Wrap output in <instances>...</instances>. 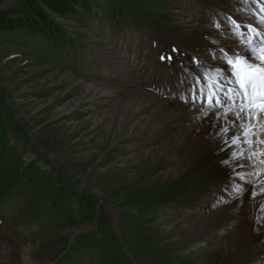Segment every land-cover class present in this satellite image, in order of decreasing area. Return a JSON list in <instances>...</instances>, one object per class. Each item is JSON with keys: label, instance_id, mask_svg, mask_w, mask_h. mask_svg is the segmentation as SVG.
Segmentation results:
<instances>
[{"label": "rangeland", "instance_id": "1", "mask_svg": "<svg viewBox=\"0 0 264 264\" xmlns=\"http://www.w3.org/2000/svg\"><path fill=\"white\" fill-rule=\"evenodd\" d=\"M25 1L0 0V14ZM177 1L47 11L63 40L0 31V264H262L264 236L216 243L219 227L199 228L212 186L197 156L167 178L174 162L154 151L163 135L129 136L122 122L120 100L139 84L110 66L154 33L188 41ZM91 84L113 93L94 97Z\"/></svg>", "mask_w": 264, "mask_h": 264}, {"label": "bare ground", "instance_id": "2", "mask_svg": "<svg viewBox=\"0 0 264 264\" xmlns=\"http://www.w3.org/2000/svg\"><path fill=\"white\" fill-rule=\"evenodd\" d=\"M177 2L178 12L175 13L182 21L188 41H173L154 33L135 49L126 50L124 47L116 60L118 62L115 58L113 66H110L115 70L112 74L120 72L139 84L134 98L120 100L123 105L118 107L124 112L122 122L129 126V136L163 135V142L154 151L155 154L170 156L174 162V168L165 174L167 178L186 168L193 157L197 156L195 159L202 162L203 170L211 175L212 186L209 202L200 204L202 212H205L199 221L203 232L219 227L218 235H223L216 243L233 237L244 244L258 242L259 237L264 236V193L261 192L264 189V113L253 111L254 119L250 123L244 124L242 129L232 128L227 121L215 119V112H223L224 109L202 105L194 107L183 102L181 97L190 94L196 75H202L199 87L206 96L217 87L220 74L208 69L219 67L227 70L228 66L214 58L213 52L219 56L220 48L229 51L259 48V41L264 40V0ZM233 21L240 26L237 27ZM246 25H253L256 31H249ZM249 42L252 44L248 45ZM173 48L177 51L173 52ZM169 54L172 55L171 62L167 60ZM161 55H165V60L161 61ZM193 57L202 62L201 66L192 63ZM87 90L94 97L113 93L110 88L97 84L88 85ZM223 127L231 131L225 135ZM234 134L241 139L247 136L248 142L238 140L232 151L222 152V138L232 143ZM242 152L250 159L244 161L246 167L236 171L247 175L250 181L247 184L238 178L235 182L233 180L232 167ZM226 157L233 158L227 166L221 163ZM240 185L245 189L243 192L238 190ZM253 187L257 192L255 198L252 196Z\"/></svg>", "mask_w": 264, "mask_h": 264}, {"label": "snow or ice", "instance_id": "3", "mask_svg": "<svg viewBox=\"0 0 264 264\" xmlns=\"http://www.w3.org/2000/svg\"><path fill=\"white\" fill-rule=\"evenodd\" d=\"M233 23L237 27L240 26L236 21H233ZM246 27L249 31H256L253 25H246ZM257 34L259 35V33ZM172 51L176 52L177 50L173 48ZM212 55L228 66L227 70L219 67L208 69V71L220 74L217 78V87L211 95L206 96L203 89L199 87L202 75H196L191 85L190 94L182 96L181 99L185 103H191L194 107L202 105L211 106L213 109H224L223 112H215L216 121H227L232 128L239 127L242 129L244 124L250 123L254 119L253 109L264 113V40L259 41V48L252 47L235 51L220 48L219 56L215 52ZM165 58V55L160 56L161 61L165 60ZM167 60L171 62V54L167 56ZM192 63L198 67L202 64L195 57H193ZM237 100H239V103H237ZM245 104L248 105L247 110L244 107ZM213 127H215V123ZM222 131L227 135L231 129L223 127ZM238 140L241 143L248 142L247 136L241 139V136L234 134L231 137L232 143H229L228 139L222 138L220 150L222 152L232 151L233 145ZM232 159V157H226L221 163L227 166ZM249 159L250 157L244 155L243 152L238 159H235L232 167L234 182L238 178L244 184L250 183L246 174L236 171L238 168L246 167L244 161ZM237 187L240 192L245 190L242 185ZM261 192L264 193V189H261ZM256 195L257 192L255 187H253V198Z\"/></svg>", "mask_w": 264, "mask_h": 264}, {"label": "trees", "instance_id": "4", "mask_svg": "<svg viewBox=\"0 0 264 264\" xmlns=\"http://www.w3.org/2000/svg\"><path fill=\"white\" fill-rule=\"evenodd\" d=\"M85 5L86 0H26L24 3H21L16 7L18 9L17 13L12 10L9 13L0 14V31L2 33L15 32L17 28L20 27L22 28L21 33H38L43 27L46 28L43 35L48 36L53 40H63L65 32L62 28L50 20L47 11L53 12L63 18L70 14L73 17L72 19H77L78 16L76 14L73 16L75 9L77 7L83 8ZM38 22H40L41 25H39ZM69 40L72 39L69 38ZM62 46V44L59 45V48ZM31 165L33 166V164ZM37 176L42 180L44 179L45 186H47L48 181L51 182L49 178L47 179V170L43 172L42 169L37 168ZM48 189L49 190L45 194L44 191H38V193H42L44 195H54L58 191L57 187L54 188L51 185ZM13 190L14 188L9 189V193ZM106 259L107 258L105 256H102L100 261L105 262Z\"/></svg>", "mask_w": 264, "mask_h": 264}]
</instances>
